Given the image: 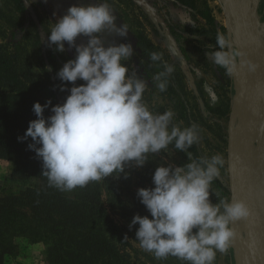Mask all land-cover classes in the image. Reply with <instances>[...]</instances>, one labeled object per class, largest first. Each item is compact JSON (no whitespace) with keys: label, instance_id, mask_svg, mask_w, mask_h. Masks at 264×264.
Returning <instances> with one entry per match:
<instances>
[{"label":"clouds","instance_id":"9594fccd","mask_svg":"<svg viewBox=\"0 0 264 264\" xmlns=\"http://www.w3.org/2000/svg\"><path fill=\"white\" fill-rule=\"evenodd\" d=\"M113 13L108 3L100 0L87 7L71 6L48 35L49 47L55 45L63 53L67 42L77 53L57 73L62 82L60 91H70V95L62 105L35 103L37 119L18 140L31 138L28 148L42 161V175L61 191L124 173L131 163L143 167L150 154H158L173 143L184 152L200 141L195 125L181 128L173 124L172 110L154 114L143 103L147 82L136 72L129 74L123 63L133 56L130 43L104 46L105 31L121 37L128 33L124 24L117 27ZM80 36L88 38L86 45L76 44ZM216 46L218 50L208 51L209 58L228 76L236 74L239 67L250 73L260 69L257 63L242 59L244 53L234 49L222 32L216 35ZM150 60L162 62L163 55L153 52ZM163 66L164 70L153 77L160 92L166 91L174 71L166 62ZM196 75L203 73L197 69ZM77 81L85 83L70 90L64 86ZM49 107L53 115L46 119L44 112ZM260 133L264 135V125ZM188 157L190 162L183 166L158 167L153 176L155 187L138 190L137 196L151 218L136 215L129 227L139 225L136 239L140 247L158 260L172 256L187 264H214L217 252L227 253L237 238L233 225L247 220L251 212L244 201L230 202L211 190L224 165L220 155L197 160L188 153ZM213 193L218 203H212Z\"/></svg>","mask_w":264,"mask_h":264},{"label":"trees","instance_id":"16d2710c","mask_svg":"<svg viewBox=\"0 0 264 264\" xmlns=\"http://www.w3.org/2000/svg\"><path fill=\"white\" fill-rule=\"evenodd\" d=\"M174 1L194 17L213 24L207 0ZM217 33L213 34L215 46ZM135 48L140 78L150 86L143 101L147 93L150 102H155L149 110L154 114L172 110L173 124L190 127L189 107L179 94L181 82L176 74L168 77L164 92L153 83L169 55L143 30L135 36ZM153 52L162 53L163 61L152 62ZM74 59L45 49L42 31L23 0H0V158L11 162L12 176L23 183L20 193L7 196L1 194L0 186V264H6V258L17 253L23 240L46 246L45 264H162L164 259L160 263L154 254L136 246L139 225L129 227L134 216L141 215L146 207L137 196L134 171L128 165L124 173L116 172L85 187L61 191L50 186L42 175V161L28 148L33 143L31 138L18 140L25 135L29 123L37 119L35 103L45 105L51 101V106L62 105L70 95V91H60L62 82L57 73ZM81 84L84 83L77 81L64 86L70 90ZM51 115L49 107L44 117ZM169 147L175 149L174 143ZM182 153L188 159V153L193 159H201L196 145ZM172 259L169 263L177 264L175 257Z\"/></svg>","mask_w":264,"mask_h":264},{"label":"rangeland","instance_id":"374dc122","mask_svg":"<svg viewBox=\"0 0 264 264\" xmlns=\"http://www.w3.org/2000/svg\"><path fill=\"white\" fill-rule=\"evenodd\" d=\"M23 1L42 31L45 49L53 51L56 50V46L49 47L48 35L57 19L65 16L71 6L87 7L88 4L96 2V0H87V3L85 0ZM207 1L212 12L213 24H207L210 22L201 17H194L189 9L174 0H100L102 3L109 4L116 16L117 27L124 24L128 32L126 37H121L116 33L105 31L102 34V39L105 47L121 43H130L133 46V56L123 63L129 68V74L136 72L139 78L142 72L139 70V58L135 48V36L138 31H145L153 43L169 55L166 63L174 68L172 74H176L181 82L179 94L189 107L191 126L195 125L199 129L200 141L195 144L199 157L211 159L214 155H220L224 160V165L220 167V175L212 182L211 190L218 192L222 198L231 202L229 131L232 107L237 96V85L233 76H228L224 69L217 67L209 58L208 51L210 49L217 50L213 45L214 31L222 32L227 37L228 31L226 14L221 1ZM236 1L241 6L248 5L250 11L255 4V0ZM256 9L257 37L264 43V0H257ZM251 16L254 19L252 14ZM41 24L46 26L47 30H44ZM87 43L88 38L84 36H80L76 40L77 45H86ZM60 54L73 58H76L77 55L75 48L70 47L67 42H65V51ZM197 69L203 75L197 76ZM239 71L238 68V81ZM148 86L145 91L150 90V86ZM199 91H202V94H199ZM145 95L143 102L148 108H151L155 102H150L148 94L145 93ZM234 112L237 118V102ZM189 162L182 152L168 146L158 154H150L143 167H136L134 163L128 164V167L134 171L136 192H138L141 188L155 187L153 176L158 167L168 164L179 167ZM12 172L11 162L0 158V186L3 196L18 194L22 188L23 183L13 177ZM210 198L213 204L219 202L214 193ZM144 211L151 218L146 209L139 215L143 217ZM136 246L140 251H144L139 242ZM46 259L47 248L44 244H30L23 240L19 244L17 253L6 258V264H45ZM175 260L177 264H187L186 261L176 257ZM169 261H173L172 257L164 259L163 263L170 264ZM159 262L162 263V260L159 259ZM138 264H141V261ZM214 264H236L233 250L229 248L227 253L217 252Z\"/></svg>","mask_w":264,"mask_h":264},{"label":"water","instance_id":"95a60500","mask_svg":"<svg viewBox=\"0 0 264 264\" xmlns=\"http://www.w3.org/2000/svg\"><path fill=\"white\" fill-rule=\"evenodd\" d=\"M220 1L226 14L232 47L244 53L242 59L260 65L255 73L239 67L243 76L239 81L237 73L233 75L237 96L229 131L231 201H244L251 215L233 225L238 235L230 248L236 264H264V212L260 193L254 189L255 184H259L264 193V135L260 133L264 125V43L258 39L255 26L257 0L251 11L248 5L241 6L236 0ZM251 47L255 48L253 54L248 53ZM238 99L240 112L236 118L234 108Z\"/></svg>","mask_w":264,"mask_h":264},{"label":"bare ground","instance_id":"6f19581e","mask_svg":"<svg viewBox=\"0 0 264 264\" xmlns=\"http://www.w3.org/2000/svg\"><path fill=\"white\" fill-rule=\"evenodd\" d=\"M253 52H255V48L251 47V49L248 50V53L253 54ZM240 71H239V79H240V77H243V76L240 75ZM239 97H240V94H239ZM239 112H240V99H238V102H237V118H238ZM254 189H255V191L260 193L259 195L261 197V208L263 209V212H264V193L262 192V189H261L259 184H255Z\"/></svg>","mask_w":264,"mask_h":264}]
</instances>
